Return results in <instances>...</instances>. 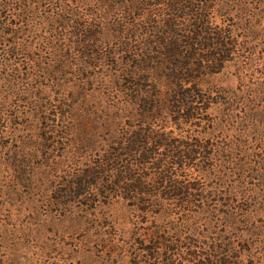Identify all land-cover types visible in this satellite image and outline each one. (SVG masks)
I'll list each match as a JSON object with an SVG mask.
<instances>
[{
    "label": "rangeland",
    "instance_id": "1",
    "mask_svg": "<svg viewBox=\"0 0 264 264\" xmlns=\"http://www.w3.org/2000/svg\"><path fill=\"white\" fill-rule=\"evenodd\" d=\"M238 34L237 57L205 79L208 114L184 129L168 123L161 131L205 138L202 157L185 158L189 192L197 194L190 202L163 199V206L143 210L120 196L97 200L57 188L62 168L94 157L97 139L109 135L99 111L109 101L97 93L72 114L91 144L73 137L69 145L62 126L55 133L45 129L64 112L57 102L63 88L82 110L77 83L88 73L71 76L61 60L53 62L54 81L40 80L51 95L43 107L58 105L48 114L40 108L46 90L36 91L35 82L12 98L0 92L6 112L0 120V264H264V17ZM174 188L155 186L154 192L185 191Z\"/></svg>",
    "mask_w": 264,
    "mask_h": 264
},
{
    "label": "trees",
    "instance_id": "2",
    "mask_svg": "<svg viewBox=\"0 0 264 264\" xmlns=\"http://www.w3.org/2000/svg\"><path fill=\"white\" fill-rule=\"evenodd\" d=\"M263 17L264 0H0V92L12 98L35 82L33 88L48 95L40 80L54 81V61L61 60L71 76L88 73L77 83L82 110L63 88L57 102L64 112L57 111L45 129L55 133L62 126L69 145L73 137L91 144L72 114L97 93L109 101L99 109L109 135L97 139L94 157L62 168L57 188L79 197L120 196L143 210L163 206V199L190 202L197 194L189 192L194 187L187 184L185 158L202 157L205 138L161 131L168 123L184 129L208 114L205 79L237 57L243 47L238 30L254 29V20ZM50 96L40 104L45 114ZM5 113L0 110V120ZM178 184L185 191L154 192L155 186Z\"/></svg>",
    "mask_w": 264,
    "mask_h": 264
}]
</instances>
